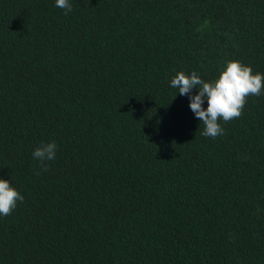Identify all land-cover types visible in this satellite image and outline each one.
Wrapping results in <instances>:
<instances>
[{"label":"trees","instance_id":"16d2710c","mask_svg":"<svg viewBox=\"0 0 264 264\" xmlns=\"http://www.w3.org/2000/svg\"><path fill=\"white\" fill-rule=\"evenodd\" d=\"M70 3L0 0V264H264V92L213 139L170 86L264 73V0Z\"/></svg>","mask_w":264,"mask_h":264},{"label":"clouds","instance_id":"9594fccd","mask_svg":"<svg viewBox=\"0 0 264 264\" xmlns=\"http://www.w3.org/2000/svg\"><path fill=\"white\" fill-rule=\"evenodd\" d=\"M55 6L64 9L65 15L72 11L70 0H55ZM170 86L178 89L180 95L189 97L190 109L205 126L202 135L214 139L224 134L221 120L230 122L238 119L248 97L260 96L264 92V73H254L251 66L239 60H229L214 81L206 82L195 71L191 74L180 71L171 79ZM193 89H198V93L193 95ZM205 101L207 108L203 107ZM56 152L57 144L49 142L37 147L32 155L41 162L42 170L47 171L45 162L54 160ZM23 200V195L9 180L0 178V216L11 215L17 202Z\"/></svg>","mask_w":264,"mask_h":264}]
</instances>
